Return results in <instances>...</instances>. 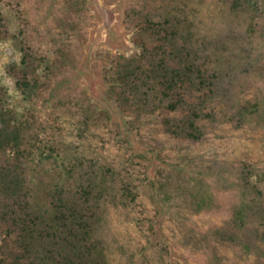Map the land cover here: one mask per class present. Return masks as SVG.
Here are the masks:
<instances>
[{
  "label": "rangeland",
  "instance_id": "obj_1",
  "mask_svg": "<svg viewBox=\"0 0 264 264\" xmlns=\"http://www.w3.org/2000/svg\"><path fill=\"white\" fill-rule=\"evenodd\" d=\"M84 1L76 13L67 0H0L2 98L30 123L33 194L43 199L62 187L73 195L96 219L108 264H264L261 220H232L234 207L255 197L241 173L264 191V0L238 12L222 0ZM136 10L186 20L178 30L196 62L230 76L217 95L216 120L202 121L199 140L165 126L196 102L185 87L181 111L153 114L121 108L109 91L116 55L157 45L130 22ZM24 53L50 65L36 67L42 84L30 97L9 73ZM241 103L257 110L238 113ZM76 159L84 180L66 172ZM86 178L95 190L81 192Z\"/></svg>",
  "mask_w": 264,
  "mask_h": 264
},
{
  "label": "trees",
  "instance_id": "obj_2",
  "mask_svg": "<svg viewBox=\"0 0 264 264\" xmlns=\"http://www.w3.org/2000/svg\"><path fill=\"white\" fill-rule=\"evenodd\" d=\"M222 1L230 11L238 12L255 8L258 0ZM67 3L76 13L85 8L84 0ZM128 18L141 35L157 45L111 60L107 71L110 93L121 108L153 114L159 109L181 111L184 100L179 99L178 91L185 87L189 94L196 95V102L188 105L186 115L167 120L165 126L174 136L199 140L202 121L216 120L217 95L223 91V78L230 76L196 62V50L178 30L186 20H176L172 14L153 20L137 10L130 11ZM42 64L50 67L48 59L24 53L19 66L11 67L15 87L25 96L39 90L42 81L35 70ZM3 94L0 86V264H108L104 245L96 237V219L86 214L73 195L68 196L62 187L48 191L43 199L33 194L26 173L31 154L28 146L34 138L30 123L6 106ZM246 106L257 110L256 103H241L237 112L247 110ZM80 163L79 159L71 161L66 172L78 173L84 180L78 172ZM85 180L87 188L81 192L96 189L95 180ZM240 181L255 197L235 206L232 220L240 226L245 219L261 220L264 237V191L251 183L246 173H241Z\"/></svg>",
  "mask_w": 264,
  "mask_h": 264
}]
</instances>
